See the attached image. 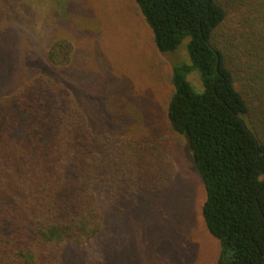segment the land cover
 Masks as SVG:
<instances>
[{
  "label": "trees",
  "instance_id": "trees-1",
  "mask_svg": "<svg viewBox=\"0 0 264 264\" xmlns=\"http://www.w3.org/2000/svg\"><path fill=\"white\" fill-rule=\"evenodd\" d=\"M132 2L157 51L188 38L189 62L166 73L164 117L201 178L200 215L219 243L213 264H264V0ZM73 54L63 35L46 50L54 68ZM73 95L58 76L38 73L0 96V264H64L68 246L103 225L96 188L126 210L139 191L174 178L169 134L94 131Z\"/></svg>",
  "mask_w": 264,
  "mask_h": 264
},
{
  "label": "rangeland",
  "instance_id": "rangeland-1",
  "mask_svg": "<svg viewBox=\"0 0 264 264\" xmlns=\"http://www.w3.org/2000/svg\"><path fill=\"white\" fill-rule=\"evenodd\" d=\"M132 0H0V96L38 73L58 76L71 88L94 131L128 136L169 134L164 117L166 73L189 62L186 38L173 52H159ZM66 36L71 63L54 68L46 57L50 41ZM196 88V71L188 75ZM124 117V118H122ZM175 173L157 191H139L135 205L114 210L108 190L95 189L104 222L87 243L69 245L63 263L107 260L115 264H213L218 240L200 215L204 188L190 152L169 134Z\"/></svg>",
  "mask_w": 264,
  "mask_h": 264
}]
</instances>
